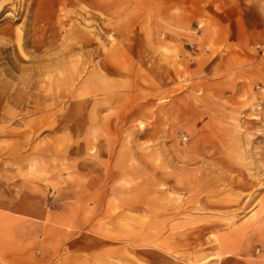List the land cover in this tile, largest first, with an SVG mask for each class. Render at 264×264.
<instances>
[{
    "label": "rangeland",
    "instance_id": "obj_1",
    "mask_svg": "<svg viewBox=\"0 0 264 264\" xmlns=\"http://www.w3.org/2000/svg\"><path fill=\"white\" fill-rule=\"evenodd\" d=\"M0 264H264V0H0Z\"/></svg>",
    "mask_w": 264,
    "mask_h": 264
}]
</instances>
